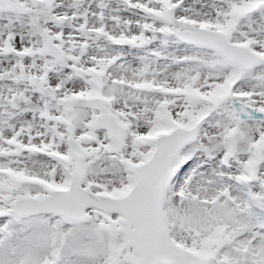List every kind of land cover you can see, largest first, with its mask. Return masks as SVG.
<instances>
[{
    "label": "snow or ice",
    "instance_id": "obj_1",
    "mask_svg": "<svg viewBox=\"0 0 264 264\" xmlns=\"http://www.w3.org/2000/svg\"><path fill=\"white\" fill-rule=\"evenodd\" d=\"M0 264H264V0H0Z\"/></svg>",
    "mask_w": 264,
    "mask_h": 264
}]
</instances>
